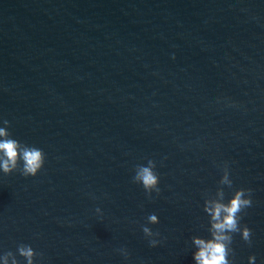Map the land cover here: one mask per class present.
Here are the masks:
<instances>
[{
	"label": "water",
	"instance_id": "1",
	"mask_svg": "<svg viewBox=\"0 0 264 264\" xmlns=\"http://www.w3.org/2000/svg\"><path fill=\"white\" fill-rule=\"evenodd\" d=\"M0 130L19 145L0 264L25 247L32 264H198L208 209L241 188L251 243L233 233L229 260L264 264V0H0ZM25 147L45 154L35 176ZM148 160L159 193L133 183Z\"/></svg>",
	"mask_w": 264,
	"mask_h": 264
},
{
	"label": "clouds",
	"instance_id": "2",
	"mask_svg": "<svg viewBox=\"0 0 264 264\" xmlns=\"http://www.w3.org/2000/svg\"><path fill=\"white\" fill-rule=\"evenodd\" d=\"M7 122V121H5ZM5 135L3 130H0V137ZM19 145L14 140L5 139L0 141V152H3L6 159L0 163V168H3L5 173L10 172V165L15 166L17 159ZM23 159V176H35L37 172L43 167L45 154L36 147H25L21 150ZM156 165L152 160H148L147 166L138 165L133 176V183L140 184L145 193H152L153 191L159 193L158 188L159 176L154 171ZM224 180L231 187V181L228 180V173L226 172ZM250 190L236 189L225 204H214L208 209L211 215V239H195L194 242L198 245V251L194 254L195 260L198 264H232L229 260V255L232 252L230 247L232 243V234L239 233L241 239L246 243H251V229L246 225L240 224L241 213L244 209L251 206ZM96 211H99L97 208ZM150 223H158V218L155 214L148 216ZM142 231L145 237L153 235V232L148 227H143ZM158 235V233H156ZM149 244L155 247L156 240L149 239ZM21 254L28 258V264H32L31 257L33 251L30 247L21 248ZM121 252L126 256L127 254ZM255 257L249 256V264H254Z\"/></svg>",
	"mask_w": 264,
	"mask_h": 264
}]
</instances>
